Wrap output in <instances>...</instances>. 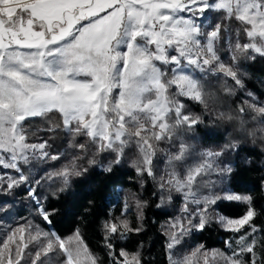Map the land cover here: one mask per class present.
Instances as JSON below:
<instances>
[{"label":"snow or ice","instance_id":"obj_1","mask_svg":"<svg viewBox=\"0 0 264 264\" xmlns=\"http://www.w3.org/2000/svg\"><path fill=\"white\" fill-rule=\"evenodd\" d=\"M209 11L224 15L221 22L208 26L211 31H203L198 21L206 18ZM233 20L239 28L236 43L229 44L232 61H236V53L251 59L255 55L249 53L264 57V0H0V167L19 173L18 178L8 177L7 189L28 181L21 163L60 159L47 151L48 140L28 143L24 129L30 118L45 117L52 112L59 113L63 130L73 141L77 137L85 138L84 143L72 145L85 157L90 150H94L93 155L114 152L113 163H119L124 149L134 144L140 153L137 172L152 176V161L157 152L152 141L171 139L175 129L191 128L201 122L199 116L185 115L184 105L175 99L183 96L204 103L202 85L195 78L197 73H223L243 87L237 72L221 62L216 48L221 33L229 30L227 22ZM241 32L248 42L240 43ZM173 86L176 92L170 94ZM248 95L255 99L252 93ZM245 103L254 113L252 119L260 118L264 123V105ZM239 111L243 114L245 109L241 107ZM173 114L174 123H169ZM60 127L50 126L48 130L56 131ZM188 151L189 147L180 143L176 153L169 157V164L184 161ZM222 152L202 153L203 161L188 168L183 179L173 168L166 180L161 177V190L175 188L184 192L186 199L195 197L193 184L212 169L210 161ZM88 162L94 164L96 160ZM81 174L73 160L41 179L60 178L67 185L71 176ZM40 183L35 181L36 185ZM28 194L36 200L39 215L51 223L55 210L43 207L35 188H30ZM217 200L249 205L239 219L218 217L226 230L240 232L248 225L252 233L257 231L251 225L256 212L251 207L250 195L225 192L204 197L205 207L189 213L198 223L193 224L189 218L187 226L179 220L169 225V229H178L169 232L166 244L169 264H190L191 257L174 261L171 250L191 228H205L207 206ZM201 202L192 200L197 205ZM184 211H188L187 207ZM28 229L31 232L32 226ZM105 229L106 247L113 264H140L138 255L129 260L124 250L119 253L124 259L116 260L112 244L107 240L118 232L124 235L141 229L132 228L127 220L106 223ZM24 231L23 227L12 231L0 244V264H5V252L7 264H22L26 258L29 264H45L57 251L63 257L62 264H99L79 230L63 239L55 232L45 233L37 227L35 234L30 235V243L36 245L34 254L25 251L29 244L21 247L15 242L16 233ZM252 233L240 237L238 251L213 256L218 255L224 264H246L243 256L249 254L247 264H257V240L253 237L247 242ZM10 242L15 248L9 247Z\"/></svg>","mask_w":264,"mask_h":264},{"label":"trees","instance_id":"obj_2","mask_svg":"<svg viewBox=\"0 0 264 264\" xmlns=\"http://www.w3.org/2000/svg\"><path fill=\"white\" fill-rule=\"evenodd\" d=\"M211 22H221L223 12L210 13ZM229 30L221 33L217 42V50L221 60L237 72L243 87L237 86L231 77L223 73H197L195 78L202 85L204 103L189 97L175 96L184 105V114L199 116L201 122L188 128L182 126L174 130L171 139L159 142L152 141L157 148L152 161L153 175L137 172L140 166V153L134 144L124 149L119 163H113L114 152H102L93 155L90 150L85 157L74 143H84L85 138L77 137L73 141L62 127L59 113L52 112L45 117L30 118L24 123L28 135V143H40L48 140L47 149L53 155H59L58 160H30L29 164L21 163V171L28 177L26 183L12 189H7L8 177L18 178L15 169L7 170L8 177L0 180V244L7 239L11 231L20 227L32 226V231L38 227L42 232H55L61 238L79 230L85 244L91 253L98 258L99 264H113L106 247L107 235L105 224L127 220L132 228L141 231L126 232L108 236L107 243L112 244L115 259L122 261L121 250L128 253V259L138 255L140 264H169V251L166 244L169 239V225L177 220L187 226V220L193 224L198 219L189 216L197 209H203L204 197L223 195L233 192L252 197L251 207L256 215L251 224L257 227V264H264V123L260 118L252 119V113L245 101L264 105V57L255 55V59L247 58L244 54L236 53L237 59L232 61L231 43H236V29L239 24L234 20L227 22ZM240 43H246L243 32L239 34ZM170 77V73H168ZM230 90V92H229ZM176 88L170 89V94ZM252 93V97L248 95ZM243 107L245 112L240 113ZM231 117V119H229ZM174 114L169 123H174ZM243 121V124L241 123ZM61 125L56 131H49L50 126ZM180 143L189 147L182 162L169 164V157L176 153ZM222 155L212 158L213 165L202 177H198L192 186L195 197L185 198V193L161 190V177L168 178L167 173L173 168L181 179L188 168L203 161L205 151L220 152ZM77 157H83L76 159ZM95 159L96 163L88 161ZM73 160L81 175H73L65 185L60 178L51 180L41 179L49 173L60 171ZM111 171H107V168ZM230 168L231 171H222ZM40 180L39 185L35 181ZM218 187V189H217ZM30 188H35L37 199L43 207L52 211L51 223L45 221L37 210V203L29 196ZM63 189V190H61ZM187 191V189H185ZM207 192L212 194L207 195ZM193 199L201 200V204L192 203ZM139 205V207H138ZM187 207L188 211L184 209ZM249 205L242 201L217 200L207 206L208 223L205 228H191L182 237L180 243L171 250L174 261H182V257L193 254L195 249L200 251L217 250L226 252L228 242L235 241L233 231L226 230L219 222V214L227 218H241ZM36 246L26 249L34 254ZM199 253V252H198ZM246 264L250 255L246 256ZM63 257L57 251L50 255L45 264H62ZM22 264H29L26 258Z\"/></svg>","mask_w":264,"mask_h":264},{"label":"rangeland","instance_id":"obj_3","mask_svg":"<svg viewBox=\"0 0 264 264\" xmlns=\"http://www.w3.org/2000/svg\"><path fill=\"white\" fill-rule=\"evenodd\" d=\"M213 12H215V11H209V12H207L206 13V18H204V19H202L201 21H198V22H200L201 23V25H202V30L203 31H211L212 29L210 28V27H208L209 25H214L215 23H212L211 22V15H209L210 13H213ZM217 45V44H216ZM216 48H217V46H216ZM174 54V53H173ZM218 54V53H217ZM219 55V54H218ZM219 57H220V55H219ZM220 60H221V58H220ZM221 62H223L222 60H221ZM224 63V62H223ZM225 64V63H224ZM225 65H227V64H225ZM158 66H160L159 64H158ZM163 70H165V71H167V69H163ZM171 75V74H170ZM114 94H115V90H114ZM7 170H9L8 168H3V167H0V177H3V179L4 178H6V177H8V171ZM164 179L166 180V177H164ZM0 180H2V179H0ZM161 181V183L163 182L162 180H160ZM165 189L167 190H170V188L169 187H165ZM217 189H218V187H217ZM208 194L207 195H210V194H212L211 192H207ZM219 216H224V217H226L225 215H223V214H219ZM218 216V217H219ZM227 218V217H226ZM228 219H230V218H228ZM235 219H239V218H235ZM252 225V224H251ZM253 226V225H252ZM256 229H257V227H255ZM25 229V231L23 232V233H20V232H17L16 233V236H15V242L17 243V244H20L21 245V247L23 246V244H25V243H27V244H29V247H31L32 246V248L33 247H35L36 245H35V243L33 242V243H30V235H34L35 234V232L34 231H32L31 230V232L29 231V229L28 228H24ZM258 230V229H257ZM234 232V231H233ZM11 233H12V231H11ZM10 233V234H11ZM235 233V235H236V238H235V241H229L227 244H228V249L226 250V252H224V254H226V255H231V253L233 252V251H238L239 250V245L237 244V241L240 239V237L241 236H245L246 234H248V233H252V227L251 226H248V225H246L243 229H241V231L240 232H234ZM9 234V235H10ZM8 235V236H9ZM73 234H71V235H69V236H67L66 238H68V237H70V236H72ZM81 236V235H80ZM21 237H23V239H21ZM82 237V236H81ZM257 238V231L255 232V233H252V235L251 236H248V241L247 242H250L251 241V239L252 238ZM8 238V237H7ZM66 238H64V239H66ZM83 242H84V240H83ZM84 244H85V242H84ZM178 245V244H177ZM9 247L10 248H15V244H13V243H11L10 242V245H9ZM28 247V248H29ZM195 251H196V249H195ZM214 253H220L219 251H217V250H210V251H207V252H204V251H199V253H196L194 256H193V254H191V255H189V256H187L186 254L182 257V261L186 258V257H191V261H190V264H224V261L217 255V256H213V254ZM7 252H5V264H7ZM246 256H247V254H244V256H243V259H244V261L246 262Z\"/></svg>","mask_w":264,"mask_h":264}]
</instances>
